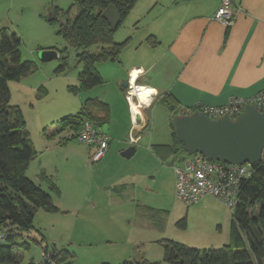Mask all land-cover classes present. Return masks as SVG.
Here are the masks:
<instances>
[{"label":"rangeland","instance_id":"374dc122","mask_svg":"<svg viewBox=\"0 0 264 264\" xmlns=\"http://www.w3.org/2000/svg\"><path fill=\"white\" fill-rule=\"evenodd\" d=\"M73 3L74 0H0V29L20 38L21 59L32 61L35 67L21 81L8 82L10 102L21 108L25 129L37 151L28 164L26 176L45 190H49V185L39 174L43 172L53 180L61 191L59 196L52 194L53 203L64 207L55 212L40 208L35 211L33 228L24 233L23 240L28 245H22L20 239L15 247L19 258L17 264H29L30 261L49 264L53 248H63L73 254L69 261L66 259L60 264H119L124 259L143 258L173 264L163 260L159 245H145L136 240L155 234L145 227L138 235L136 202L168 210L164 230H159L163 237L198 248H220L230 244L233 208L211 195L190 204L178 200L173 182L176 179L175 160L172 162L167 158L161 164L152 152L147 155L135 152L130 157L121 155V151L130 145L146 147L152 142L172 140L171 113L163 104L157 101L151 104L149 127L133 144L130 138L136 134L127 133L129 124L125 105L123 107L124 101L127 102L123 82L114 80L116 71L123 68L118 61L95 63L103 81L92 88L76 92L69 88L77 85L82 70L77 54L82 49L69 45L57 33L60 20L50 19V16L56 8H70L69 15L74 16L77 6ZM132 18H124L113 35L115 40L122 41L127 37L126 26H130ZM43 49L54 50L57 56L43 61L39 57ZM87 49L94 51L97 46L91 45ZM60 52L65 55L66 62L61 69ZM124 80L127 81V76ZM96 95L111 101L112 115L111 122L98 129L107 135L110 128L122 142L115 143L116 136L110 134L111 158L90 163L86 157L89 146L84 142L77 138L59 145V138L66 132L48 135L53 132L57 120L75 114L87 97ZM118 173L125 176V181L133 182L130 193L122 199H118L108 186L119 177ZM133 174L135 178L131 177ZM96 187L101 188L100 191H96ZM91 196L96 202L95 207L90 204ZM182 217L186 219L185 227L177 224ZM53 261L57 264L54 258Z\"/></svg>","mask_w":264,"mask_h":264},{"label":"trees","instance_id":"16d2710c","mask_svg":"<svg viewBox=\"0 0 264 264\" xmlns=\"http://www.w3.org/2000/svg\"><path fill=\"white\" fill-rule=\"evenodd\" d=\"M136 0H74L77 6L74 16L69 9L56 8L50 19L59 18L57 33L74 48H81L77 61L82 65L78 82L69 88L76 92L87 90L101 83L102 77L95 67L98 61H119L120 54L129 41L114 40V33L127 16ZM113 5L119 22L112 27L103 10ZM61 12V14H59ZM147 42L154 45L153 35ZM20 38L15 33L0 29V231L6 233L0 243V263L17 264L19 258L15 252L18 240L24 239V233L33 228V218L37 209L47 212L59 211L53 203V195L59 194L57 184L43 172L40 179L46 180L49 190L26 176V169L37 153L34 149L19 105L12 104L8 82L20 80L34 70V64L21 59ZM96 45L97 50H89ZM59 69L65 67V55L60 52ZM158 102L171 113L172 144L167 148L173 155L174 162L182 160L188 154L181 142L175 139L173 119L182 114L176 98L165 93ZM110 108L99 97H87L75 114L66 115L56 121V126L48 137L63 134L59 145L78 138L85 120L99 127L108 122ZM53 194V195H52ZM186 226V219L177 221ZM244 237H243V235ZM163 260L175 264H264V153L260 162L251 168V174L243 179L239 186L237 204L232 210L231 243L220 248H198L173 239H163ZM22 245L28 243L23 240ZM45 248V247H44ZM52 258L57 264L70 260L73 256L66 249L52 250ZM66 261V262H67ZM29 264H35L30 261ZM120 264H161L148 259H126Z\"/></svg>","mask_w":264,"mask_h":264},{"label":"crops","instance_id":"0c3cea01","mask_svg":"<svg viewBox=\"0 0 264 264\" xmlns=\"http://www.w3.org/2000/svg\"><path fill=\"white\" fill-rule=\"evenodd\" d=\"M220 2L221 0H136L127 15L129 18L133 17L130 26H126L129 41L118 61L123 68L114 75L116 82L128 83L127 86H122L127 101H124L123 107L125 105L128 134L135 132V138H139L146 132L149 127L148 110L165 93L172 94L183 108L194 104L222 105L232 97H249L264 88V0H232L236 15L229 27L212 18ZM150 35L157 41L154 45L147 42ZM125 76L127 81L124 80ZM139 87L154 90L153 98L151 96L141 102L135 94ZM102 100L109 105L110 116L107 123H110L111 101ZM136 112L140 115L139 122L135 121ZM106 133L109 136L108 149L97 161H91V154L96 146L84 143L89 146L86 157H89L90 163L111 158L113 148H110V134H115L110 128L109 133ZM115 136V143L122 142L119 136ZM171 144L172 140L168 143L156 141L146 147H136L134 153L142 152L147 155L152 152L161 164L167 158L173 162V155L167 148ZM170 164L172 165L171 162ZM119 174L108 186L118 199H122L130 193L133 182L125 181V176ZM131 177L135 178V175ZM175 181L176 179L173 180L176 192ZM91 189L90 187V191ZM95 189L100 191L101 188ZM211 196L205 194L201 199ZM90 204L96 206L92 196ZM58 208L60 210L64 207ZM135 215L139 224V236L145 227L155 232L151 236L146 235V238L137 237L136 240L145 245H159L163 250L161 241L166 237L161 236L160 231L164 230L168 210L136 202Z\"/></svg>","mask_w":264,"mask_h":264},{"label":"built area","instance_id":"2783aa9c","mask_svg":"<svg viewBox=\"0 0 264 264\" xmlns=\"http://www.w3.org/2000/svg\"><path fill=\"white\" fill-rule=\"evenodd\" d=\"M235 15L236 8L232 0H221L212 18L225 27H229L233 24ZM127 98H130L129 95ZM251 103L256 104L259 109L264 106V88L249 97H232L222 105H189L182 108L181 115L200 111L210 118L229 116L233 119L247 104ZM130 139L134 142L136 138ZM78 140L96 146L91 154V161L101 159L108 148L107 135L89 120L83 122ZM251 168L252 166L247 162L233 164L211 160L198 152L189 154L173 164L176 176V197L190 204L198 201L205 194H210L230 208H234L238 200L240 183L251 174ZM5 238L6 233L0 231V243L4 242ZM50 258L48 263L54 264L53 258Z\"/></svg>","mask_w":264,"mask_h":264},{"label":"water","instance_id":"95a60500","mask_svg":"<svg viewBox=\"0 0 264 264\" xmlns=\"http://www.w3.org/2000/svg\"><path fill=\"white\" fill-rule=\"evenodd\" d=\"M103 14L109 18L112 27L119 22V14L113 5H108ZM54 50L43 49L39 53L41 60L56 57ZM123 82L122 86H127ZM139 112L135 121L139 122ZM175 139L181 142L186 153H201L211 160L251 166L262 159L264 148V106L247 104L235 118L222 116L210 118L200 111L174 117ZM136 149L130 145L121 151L124 157H130Z\"/></svg>","mask_w":264,"mask_h":264},{"label":"bare ground","instance_id":"6f19581e","mask_svg":"<svg viewBox=\"0 0 264 264\" xmlns=\"http://www.w3.org/2000/svg\"><path fill=\"white\" fill-rule=\"evenodd\" d=\"M133 87V86H132ZM134 90V89H133ZM155 91L148 88L139 87L138 91L135 92L138 96L139 100L142 102V100H147L152 95L154 96Z\"/></svg>","mask_w":264,"mask_h":264}]
</instances>
